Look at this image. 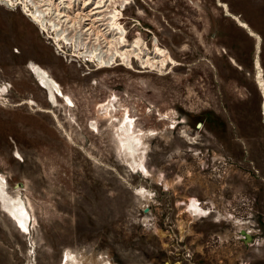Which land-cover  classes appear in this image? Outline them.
I'll list each match as a JSON object with an SVG mask.
<instances>
[{
  "label": "rangeland",
  "instance_id": "1",
  "mask_svg": "<svg viewBox=\"0 0 264 264\" xmlns=\"http://www.w3.org/2000/svg\"><path fill=\"white\" fill-rule=\"evenodd\" d=\"M15 1L0 0V176L31 226L0 204V264H264V0H130L126 40L156 41L161 71L87 63ZM126 114L151 134L149 177L119 149Z\"/></svg>",
  "mask_w": 264,
  "mask_h": 264
},
{
  "label": "bare ground",
  "instance_id": "2",
  "mask_svg": "<svg viewBox=\"0 0 264 264\" xmlns=\"http://www.w3.org/2000/svg\"><path fill=\"white\" fill-rule=\"evenodd\" d=\"M16 2L22 5L20 0L15 1V5ZM129 3L130 0H23V5L32 21L39 25L43 31H46L56 43L73 45L85 62L96 63L100 69L107 68L117 61L121 65L128 66H131L132 62H138L141 68L160 71L162 68L174 64L171 55L162 49L156 41L152 50L149 51L146 46L140 44L139 37L131 43L126 40V30L121 24L120 18L123 15V9ZM239 24L248 29L245 24L240 22ZM256 65L259 70L256 79L264 98V84L257 62ZM29 69L39 80V84L49 91L51 102L55 103V98L59 94L70 100L69 97L63 96L64 94L57 84L43 70L35 66H31ZM0 91L2 92L4 89ZM98 109L110 116L112 111L116 110L115 100L110 98L107 102L100 104ZM120 122L122 124L118 126L117 137L123 159L136 173L143 174V177L151 176L145 164L146 139L151 134L142 131V129H136L134 119L128 114L123 116ZM3 179L0 176V204L19 230L23 233H30L29 212L20 198L15 200L9 197L6 192L7 181ZM137 193L144 199H149L150 195L144 189L139 188ZM188 205L195 213L204 212L195 200H190ZM61 262L62 264H81L77 257L68 252H65Z\"/></svg>",
  "mask_w": 264,
  "mask_h": 264
},
{
  "label": "water",
  "instance_id": "3",
  "mask_svg": "<svg viewBox=\"0 0 264 264\" xmlns=\"http://www.w3.org/2000/svg\"><path fill=\"white\" fill-rule=\"evenodd\" d=\"M240 233H241V234H244V235H245V238H248L247 241H249V240L252 239L251 235L247 234V232H246L244 229H241V230H240Z\"/></svg>",
  "mask_w": 264,
  "mask_h": 264
},
{
  "label": "flooded vegetation",
  "instance_id": "4",
  "mask_svg": "<svg viewBox=\"0 0 264 264\" xmlns=\"http://www.w3.org/2000/svg\"><path fill=\"white\" fill-rule=\"evenodd\" d=\"M30 65H31V64H30ZM27 66L29 67V65H27ZM37 66H38V65H37ZM28 67H27V68H28ZM38 67H39V66H38ZM28 69H29V68H28Z\"/></svg>",
  "mask_w": 264,
  "mask_h": 264
}]
</instances>
